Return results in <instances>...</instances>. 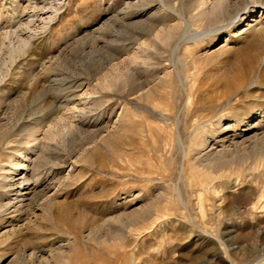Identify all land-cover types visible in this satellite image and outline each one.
I'll list each match as a JSON object with an SVG mask.
<instances>
[{
	"label": "rangeland",
	"instance_id": "obj_1",
	"mask_svg": "<svg viewBox=\"0 0 264 264\" xmlns=\"http://www.w3.org/2000/svg\"><path fill=\"white\" fill-rule=\"evenodd\" d=\"M0 264H264V0H0Z\"/></svg>",
	"mask_w": 264,
	"mask_h": 264
},
{
	"label": "bare ground",
	"instance_id": "obj_2",
	"mask_svg": "<svg viewBox=\"0 0 264 264\" xmlns=\"http://www.w3.org/2000/svg\"><path fill=\"white\" fill-rule=\"evenodd\" d=\"M131 7H132V6H131ZM39 8H40V7H39ZM222 9H224V5H223V3H220L219 5H217V7H215V9L213 8L214 11H215V10H217V11L219 10V11H220V10H222ZM38 10H39V9H38ZM42 10H43V8H42ZM214 11H213V13H215ZM217 11H216V12H217ZM135 12H136V11H135ZM129 16H130V15H129ZM124 17H125V16H124ZM165 33H166V32H165ZM170 34H171V33H170ZM166 35H167V34H166ZM164 39H165V38H164ZM169 40H170V38H169ZM22 45H23V43H22ZM22 45H21V46H22ZM23 46H24V45H23ZM24 167H25V166H24ZM17 178H18V177H17ZM23 181H24V178L20 181V183L22 184ZM24 183H25V182H24ZM11 185H12V184H11ZM17 185H19V184H17ZM19 192H20V193H19L18 196H16V197H18V198H19V197H23L24 194L22 193V190H21V189H20ZM21 202H22V201H21Z\"/></svg>",
	"mask_w": 264,
	"mask_h": 264
}]
</instances>
